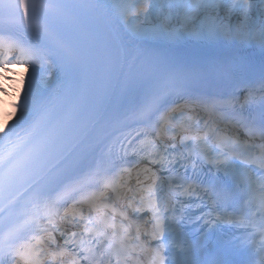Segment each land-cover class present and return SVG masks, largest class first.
I'll use <instances>...</instances> for the list:
<instances>
[{
	"label": "snow or ice",
	"instance_id": "snow-or-ice-1",
	"mask_svg": "<svg viewBox=\"0 0 264 264\" xmlns=\"http://www.w3.org/2000/svg\"><path fill=\"white\" fill-rule=\"evenodd\" d=\"M15 68L0 264H264V0H0Z\"/></svg>",
	"mask_w": 264,
	"mask_h": 264
},
{
	"label": "bare ground",
	"instance_id": "bare-ground-1",
	"mask_svg": "<svg viewBox=\"0 0 264 264\" xmlns=\"http://www.w3.org/2000/svg\"><path fill=\"white\" fill-rule=\"evenodd\" d=\"M0 75H4V76L8 77L7 80L0 79V85H3L4 87H6L8 89V91H9V93H10L9 96H4L3 93H0V97L3 98V104H4V107H5V106H8L7 102L11 101V96L15 95V93L13 92V89L14 88L18 89L19 88V85L18 84H14L13 82L14 81H18L20 79L21 75H24L26 77L27 74L24 73L23 69L15 68V69H12L8 73H4V74H0ZM8 119H9V117H6L4 115V119L0 120V126H2L3 123H7Z\"/></svg>",
	"mask_w": 264,
	"mask_h": 264
}]
</instances>
